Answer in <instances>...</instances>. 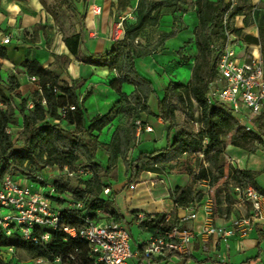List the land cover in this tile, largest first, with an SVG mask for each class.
<instances>
[{
  "label": "trees",
  "instance_id": "16d2710c",
  "mask_svg": "<svg viewBox=\"0 0 264 264\" xmlns=\"http://www.w3.org/2000/svg\"><path fill=\"white\" fill-rule=\"evenodd\" d=\"M60 4H68L70 0H58ZM115 5L120 8L130 5V0H116ZM228 0H137L134 9V20H123L124 36L119 41H114L112 47L101 53H92L81 58L85 63L96 66H105L111 71L108 84L119 95V103H123L122 113L127 116L124 126H117L112 132L108 143L98 140L97 134L111 122V111L99 114L85 123L84 111L76 94V86L72 81L59 78L52 66L44 67L37 60L24 59L19 66L28 76H34L37 84L30 98H21L20 109V133L22 143L15 146L8 128L18 122L16 111L11 103V96L16 95L14 90L19 87L15 74H8L5 79L0 75V176L9 174L14 180L19 176H26L36 181L35 175L41 174L46 168L67 166L71 169L89 167L91 175L77 180L76 185H71V180L62 175L52 180L57 191L70 190L74 200H81L83 208L72 209L70 215L64 217L66 223L74 225L78 223L76 215L82 212L95 216L98 210L107 212L109 217L128 225L124 217L110 205L112 200L102 196V190L106 186L105 174L108 173L119 155L125 165L126 182L124 187H131L138 181L139 173L143 170L159 171L164 163L179 158L183 154H201L197 157V171L192 174V182H206L214 188L212 212L219 206L227 216L234 203L233 188L235 186H253L259 193L264 194L263 189L257 184V172L249 169H239L228 164L224 160V148L226 137L229 142L237 147L253 151L254 142H262L258 132H245L231 115L230 110L217 102L209 103L206 98L208 84L216 74V60L218 51L210 48V44L216 46L225 40L222 24V14L228 9ZM184 6V7H183ZM195 6L198 24L194 29V45L196 55L193 59L190 79L186 84L170 82L165 87L164 96L159 99L151 85L141 77L135 68V59L154 52L168 37L174 36L180 29L174 22L181 23V16L173 14V26L171 30L159 32L156 39L148 44H142L138 40L139 33L146 27L156 24L161 17L163 7H173L174 11L186 12ZM241 13V8H235L229 15L232 18ZM264 16V10L263 14ZM41 25L37 24V27ZM232 32L240 35V28L234 27L231 21ZM246 42L258 44L261 57L264 60V27L258 25V35L244 34ZM135 40H137L135 42ZM65 45L73 55L77 54L78 35L73 33L63 37ZM183 47L177 50L181 56ZM57 56H55L56 59ZM0 58H6V49L0 45ZM187 61L186 56L181 57ZM128 83L134 86L129 95L121 92V85ZM154 95L157 100L156 115L167 125L168 133L174 129V135L162 149L151 152H141L134 159L127 160V153L133 141V129L135 120L140 113L151 114L148 107V99ZM31 103V107L28 104ZM74 105L75 110L67 111L65 120L71 124V128L60 125V108ZM177 111L183 112L186 117L185 124L178 126L176 121ZM57 121V122H55ZM197 126V128L194 127ZM98 148H103L108 155L107 166L94 161ZM224 182H221V180ZM232 189V191H231ZM205 193L202 189H195L193 184L176 187L173 190L175 206L199 203ZM134 219L137 212L133 211ZM98 218H102L99 216ZM164 213H156L149 216V220L138 223V228L150 233L152 236H165L169 231L171 221L165 219ZM259 236H262L260 232ZM175 241V238H169ZM7 247L22 248L31 254V258L43 257L52 260L59 255L68 264H93L89 255L88 245L85 241L69 238L61 231H51L48 241V251L40 246L30 244L21 239L18 229H14L10 236L0 234V264H10V257L4 254ZM144 244L139 246L141 251ZM152 260L162 264L170 258L182 259L183 264L194 259L190 254L176 253L172 249L164 248ZM73 256V259L70 258Z\"/></svg>",
  "mask_w": 264,
  "mask_h": 264
},
{
  "label": "crops",
  "instance_id": "0c3cea01",
  "mask_svg": "<svg viewBox=\"0 0 264 264\" xmlns=\"http://www.w3.org/2000/svg\"><path fill=\"white\" fill-rule=\"evenodd\" d=\"M246 1L250 6L249 11L246 13L241 9V13L235 15L231 20L232 25L241 30L240 35H235L234 45L239 55L254 54L258 56L261 55L259 45L246 42L243 35L257 36L259 23H262L264 27V16H262L264 0ZM115 2L116 0H77L72 9L73 18L68 22V26L63 29L64 31H56L53 19L48 13L45 17L39 0H0V45L6 49V58H0V75L5 79L8 74H15L19 83V87L14 90L15 97L29 99L31 93L37 89V84L32 82L24 73V69L19 66L22 60H37L44 67L52 66L60 79L67 81L69 84L72 81L74 82L80 107L84 111L86 124L94 116L112 110L111 122L100 133L94 132L97 134L98 140L105 144L110 141L112 132L117 126L125 125L127 116L121 111L123 103L118 102L119 95L109 87L108 80L111 71L108 67L85 63L81 58L92 53L105 52L112 47L114 24L119 15H126L128 21L134 20L136 2L133 7L127 5L124 9L117 7ZM92 5L101 7L99 14H92ZM241 5L240 0H235L232 11L235 8H241ZM174 9L173 7H163L159 21L152 26H146L137 38L142 44L153 42L159 32L171 30L173 14L180 15L181 23L174 22V25L180 27L177 34L165 39L151 53V56L171 53L173 55L166 62H173L174 65L185 64L190 69L191 74L193 59L197 53L194 45V29L198 24L195 6H192L186 12L174 11ZM257 10L261 12H256ZM258 18L260 21H257ZM37 24L41 25V28L42 24L46 25L44 28L45 35L41 34L40 27L36 28ZM73 33L78 35L76 55L70 52L63 41L64 36ZM152 35L154 37L150 40ZM6 37L9 38V41L3 42ZM40 42H44L42 46L39 45ZM185 43L186 46L183 48L181 56L178 55V58H175L174 54ZM55 56H57L56 59ZM182 56H186L188 60L184 61L181 58ZM137 62L138 60L135 59V65ZM154 63L149 68L154 67L156 72H160V63L157 60ZM160 65L167 66L165 63ZM187 82L180 83L186 84ZM162 88H165L162 83L159 89L153 88L158 98ZM133 89L130 84L123 83L121 85V92L125 95H129ZM154 97L152 95L147 103L151 114L140 113L139 118H136V120H141L142 124L140 130L137 129V126L133 129V141L127 153V160L129 161L141 152L147 153L162 149L174 135V129L168 133L167 125L156 115L157 107L156 110L150 108L149 102ZM176 121L178 126H181L185 124L186 118H176ZM146 126L150 127V130H147ZM194 127L197 128L196 125ZM16 128L21 129V127ZM263 148L264 142H262L261 149L255 148V150L250 151L234 146L228 141L224 148V160L233 167L257 172L256 182L264 191ZM197 157L201 159V154H183L179 158L161 165L159 171L143 170L139 173L138 181L127 188L124 187L126 182L125 165L123 159L118 155L104 177V182L110 189V194H102V196L110 198L113 202L110 206L124 217L128 223L126 226L129 228L130 237H132V226L138 228V223L132 214L133 211L145 216L164 213L171 223L188 215L191 210L196 211L194 219H186L182 224L183 228L194 234L191 239V252L189 253L194 259L187 261L185 264H264V220L254 223L252 229L245 236L235 235L228 238L226 244L222 241H216L210 236L206 243L208 248L206 250L204 249V242L200 238V232L207 218L204 207L210 197L205 194L199 203L175 206L173 190L176 187L189 184H193V187L197 190H203L204 187H207L204 181L192 182V174L197 171L195 163ZM94 161L104 167L107 166L108 155L103 148L96 150ZM262 195L264 197V194ZM232 196L234 203L229 215L227 216L223 212L218 216H213L214 223L228 225L233 218L242 217L248 213L250 210L249 204L238 201L234 194ZM143 232L150 237V233ZM260 232L262 236H259ZM139 246L140 244L137 247H132L130 244L132 250H139ZM168 261L174 264H183V260L177 258H170L163 261L162 264ZM132 263V261H128L127 264ZM150 264L157 263L152 260Z\"/></svg>",
  "mask_w": 264,
  "mask_h": 264
},
{
  "label": "built area",
  "instance_id": "2783aa9c",
  "mask_svg": "<svg viewBox=\"0 0 264 264\" xmlns=\"http://www.w3.org/2000/svg\"><path fill=\"white\" fill-rule=\"evenodd\" d=\"M228 1L230 5L222 14L225 40L218 46L210 44V48L217 49L218 57L215 65L216 74L208 84L206 98L209 103L217 102L226 106L245 132H258L259 127L264 130V60L261 55L238 54L229 18L235 0ZM91 11L92 14H99L101 7L92 5ZM126 17V15L117 17L112 34L114 41L123 38V20ZM8 41V37L3 39V42ZM29 79L32 82L36 81L34 76ZM28 106L31 107V103ZM69 110H75V106L67 105L59 110L62 117L59 123L64 128L72 127L64 118ZM135 124L140 130L141 120H135ZM145 128L150 130V127ZM7 131L11 133L10 127ZM260 137L264 142V131ZM46 172L35 175L36 181L26 176H19L16 180L9 174L0 176V234L10 236L14 229H18L22 240L48 251L50 232L61 231L66 237L87 243L93 264H127L128 261H132L133 264H150L152 257L161 254L164 248L180 254L191 252V239L194 234L183 228L182 224L186 219H194L196 211L191 210L188 215L173 221L169 231L165 232L168 239L160 235H150L141 251L132 250L129 228L122 222L110 218L107 212L98 210L95 216L82 212L76 215L78 223L74 225L66 223L64 217L70 215L72 209H82L83 203L81 200H74L70 190L57 191L52 180L59 175L70 180L86 178L92 174L89 167L73 169L67 166L48 167ZM31 182L37 183V186ZM233 191L238 201L249 204L250 210L242 217L233 218L228 225H218L214 223L211 215L212 205L208 201L204 207L207 218L200 232L206 250L210 236L226 244L228 238L235 235L245 236L254 223L264 220V197L261 193L251 185L235 186ZM102 193L110 194V189L105 186ZM99 216L102 218H98ZM145 220H149V216L144 214H137L135 219L137 223ZM169 238H175V241ZM4 250L10 255L14 248L7 247ZM70 258L73 259V256ZM44 262L68 264L59 255L54 256L52 260L35 258V263Z\"/></svg>",
  "mask_w": 264,
  "mask_h": 264
},
{
  "label": "rangeland",
  "instance_id": "374dc122",
  "mask_svg": "<svg viewBox=\"0 0 264 264\" xmlns=\"http://www.w3.org/2000/svg\"><path fill=\"white\" fill-rule=\"evenodd\" d=\"M137 0H130V5L129 7H133L135 2ZM42 9L44 11V15L46 17V13H48L50 15V17L53 19V24L55 26L56 31H64L63 29L66 28V26H68V22L70 21L71 18H73L72 15V9L74 8V6L76 5L75 2H77V0H70V2L68 4H60V2L58 0H39ZM240 4L241 5V9H243V12H248L250 6L248 5L249 3L246 0H240ZM260 5V4H258ZM259 13L261 12L260 10H257L256 12ZM178 14V13H177ZM261 22L262 17L260 18ZM257 21H260L259 18L257 19ZM45 26L42 24V28H41V34L45 35ZM155 32V30H154ZM177 34V33H176ZM175 34V35H176ZM151 35V32H150ZM174 35V36H175ZM155 36V34H154ZM152 35V37L150 36V40L151 38L154 37ZM173 37V36H171ZM169 38V37H168ZM44 42H40V46L43 45ZM47 45V44H45ZM238 51V50H237ZM171 53L168 54H162V55H155V57H152L151 54L145 55V56H140L137 57L136 60H138V62L135 65V68L138 72V74L145 78L146 80H148L152 87L158 88L160 87V84L162 83L163 85H165V87L170 83V82H174V83H185L189 80L190 77V69L188 68L187 65L183 64V65H174L173 62H166L167 60H170L171 58ZM175 58H178V54H174ZM145 60V62L143 63V61ZM158 63H165L167 66H162L159 64L160 66V72H156L154 70V67H151L150 65H152V63L154 62ZM155 65V63H154ZM158 71V70H157ZM1 77L3 78V76L1 75ZM128 84V83H126ZM131 85V84H130ZM133 86V85H131ZM134 88V86H133ZM165 93V88H162L160 91V96L159 99H161L164 96ZM11 103L16 111V114L18 115V122L16 125L11 126L10 130H11V136H12V140L15 146H19L22 143V136L20 133V130L17 129L16 127H20L19 122H20V109H19V101L20 99H18L17 97H15V95L11 96ZM157 103L158 100L156 97H154L153 100H150L149 105L150 108L152 110H156L157 107ZM0 106L4 107L3 104H1L0 102ZM176 118H186L185 115L183 114V112L181 111H177L176 113ZM16 126V127H15ZM195 126V125H194ZM226 141H229V136L226 137ZM262 148V142H254L252 148ZM255 150V149H254ZM193 162V161H192ZM44 173L46 172V169H44ZM262 179V178H261ZM221 182H224V180L222 179ZM77 183V179L73 178L71 179V185L74 186ZM32 185L37 186V183H33L31 182ZM264 184V183H263ZM203 191L206 195H208L210 197V204L212 205V201H213V195H214V188L210 187L207 185V187L203 188ZM213 207V205H212ZM221 207L216 206L214 207L213 211H214V216H218L220 214L223 213L222 210H220ZM131 235L132 237H130V244L135 247H137L139 244H144L148 239V235H146V233L143 232L142 229H138L136 226H132L131 228ZM263 249H264V242H263ZM4 254H6V250H3ZM10 257V262L11 264H46L44 263H35V259L31 258V254L22 248H15L14 251L8 255ZM263 258H264V254H263ZM133 264V263H132ZM164 264H174L171 261L168 262H164Z\"/></svg>",
  "mask_w": 264,
  "mask_h": 264
}]
</instances>
